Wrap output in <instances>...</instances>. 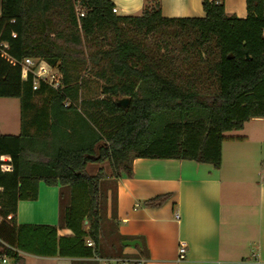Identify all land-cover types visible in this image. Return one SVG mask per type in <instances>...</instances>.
I'll list each match as a JSON object with an SVG mask.
<instances>
[{"label":"trees","instance_id":"1","mask_svg":"<svg viewBox=\"0 0 264 264\" xmlns=\"http://www.w3.org/2000/svg\"><path fill=\"white\" fill-rule=\"evenodd\" d=\"M245 4L243 20L227 16L223 0H202L201 19H165L160 0H145L137 17L116 16L109 0H1L0 41L8 48L6 58L0 55V98L19 100L21 113L20 133L0 135L1 255L12 264H23L21 253L75 258L76 264L125 259L122 242L134 239L120 236L113 223L115 185L132 176L134 159L221 167L225 134L264 118V0ZM105 33L109 42L92 54L58 43L79 45ZM139 33L162 41L192 39L182 49L203 57V71L184 80L162 73ZM26 58L57 68L63 89L40 82L33 90L32 74L20 66ZM76 63L97 69L104 82L100 98L79 99L68 76ZM36 97L44 98L39 108ZM2 158L11 171L1 170ZM104 162L111 177L103 168L87 174L88 164ZM40 182L59 187L57 227L17 225V203L35 201ZM168 198L146 205L157 207ZM57 229L71 235L58 237ZM138 251L143 255L144 247Z\"/></svg>","mask_w":264,"mask_h":264},{"label":"crops","instance_id":"2","mask_svg":"<svg viewBox=\"0 0 264 264\" xmlns=\"http://www.w3.org/2000/svg\"><path fill=\"white\" fill-rule=\"evenodd\" d=\"M109 1L116 9L115 15L120 17L140 16L145 6V0ZM201 1L160 0L161 16L204 18ZM223 4L227 16L246 18L245 0H223ZM43 99L33 100L36 108L43 104ZM30 117L32 114L26 122ZM12 124L11 132L0 135L20 133V104ZM225 137L219 169L184 160L132 161V176L117 180L115 185L113 223L120 236L138 240L144 252L139 253L140 247H126L123 255L127 259L143 264H264V159L259 156L264 146V118L251 119L241 131L226 133ZM100 168L103 167H98L93 175L87 174L95 176ZM163 195L169 198L160 206L146 205ZM58 206L59 187L40 182L35 201L17 203L16 223L57 227ZM70 235L67 229H57L58 237ZM180 243L187 247L182 261L178 260ZM21 257L23 264L80 261L24 253Z\"/></svg>","mask_w":264,"mask_h":264},{"label":"rangeland","instance_id":"3","mask_svg":"<svg viewBox=\"0 0 264 264\" xmlns=\"http://www.w3.org/2000/svg\"><path fill=\"white\" fill-rule=\"evenodd\" d=\"M76 7L77 6H75V9ZM63 28H65V26H63ZM136 37L141 43L146 45L148 50H150V58L158 65L162 73L171 71L177 78L182 77L184 80L186 78L195 79L203 71L200 64V60L203 59V57L200 58L197 53L185 52L184 49H182V44L191 42L192 39L188 37H183L179 40L169 38L164 40V42L155 35L146 36L142 33L136 34ZM109 39V34L105 33L102 37H95L93 40L83 38L79 45L66 44L62 41L58 43L69 50L74 49L82 51L87 55L92 54L100 45L108 43ZM165 46H167V49ZM76 64V69L72 68L68 70V76L72 85L79 89V99L92 100L100 98L101 88L104 82L96 76L97 69L89 64ZM198 87H200V85ZM79 103L80 102H78V104ZM18 113L19 101L17 99L0 98V134L9 133L13 130V118L15 115H18ZM259 156L264 159V146L260 149ZM258 166L259 168L261 167L260 164ZM98 167H103L107 176L111 177V169L107 162L101 165L90 164L87 169L88 174L93 175ZM111 188L113 189V185ZM1 221L2 218H0V222ZM99 263L103 264L101 261Z\"/></svg>","mask_w":264,"mask_h":264},{"label":"built area","instance_id":"4","mask_svg":"<svg viewBox=\"0 0 264 264\" xmlns=\"http://www.w3.org/2000/svg\"><path fill=\"white\" fill-rule=\"evenodd\" d=\"M112 13L116 14V9H112ZM75 15L77 21H79L80 18L83 17V11L80 6L77 5L75 9ZM8 48V45L6 42L0 41V55L4 58H6L5 50ZM11 64H15L14 61L9 60ZM20 66L23 69L24 72L30 73L33 76V90H37L39 83L43 82L46 84V86L53 91L59 92L63 89L62 85V75L60 71L57 68H53L49 66L46 62L39 59H31L26 58L20 62ZM1 161H3V165L1 166V170L3 172L11 171V166L8 165L9 159L8 158H2ZM176 219L179 218V216L175 217ZM87 246H92V243L88 242ZM187 247L185 244L180 243L178 248V260L182 261L185 258ZM101 261L103 264H143V261L140 260H129L127 258L125 259H114V260H98ZM11 261L4 255L0 254V264H10Z\"/></svg>","mask_w":264,"mask_h":264},{"label":"water","instance_id":"5","mask_svg":"<svg viewBox=\"0 0 264 264\" xmlns=\"http://www.w3.org/2000/svg\"><path fill=\"white\" fill-rule=\"evenodd\" d=\"M125 102L123 103V106H125ZM123 247H141V243L138 240H131V241H124L122 242Z\"/></svg>","mask_w":264,"mask_h":264}]
</instances>
